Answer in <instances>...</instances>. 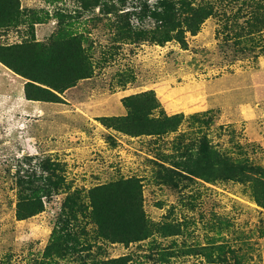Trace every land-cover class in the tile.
Masks as SVG:
<instances>
[{
	"label": "rangeland",
	"instance_id": "374dc122",
	"mask_svg": "<svg viewBox=\"0 0 264 264\" xmlns=\"http://www.w3.org/2000/svg\"><path fill=\"white\" fill-rule=\"evenodd\" d=\"M20 10L17 25L0 28V44L47 46L72 31L93 72L58 93L60 102L36 101L24 96L27 79L0 62V264L121 255L127 264H264V207L235 178L242 167L264 170V55L224 51L215 17L185 33L187 48L121 36L125 13L153 34L159 0H20ZM147 91L157 102L151 117L182 114L175 130L132 137L99 121L125 114L123 97ZM83 120H94L92 140L71 139ZM133 177L146 216L171 233L108 242L96 233L88 190ZM38 197L43 210L18 219V202ZM54 231L62 245L49 260Z\"/></svg>",
	"mask_w": 264,
	"mask_h": 264
},
{
	"label": "trees",
	"instance_id": "16d2710c",
	"mask_svg": "<svg viewBox=\"0 0 264 264\" xmlns=\"http://www.w3.org/2000/svg\"><path fill=\"white\" fill-rule=\"evenodd\" d=\"M160 24L150 34L148 30L130 26L128 13L121 15L119 27L122 37L131 42L151 40L163 45L176 40L187 48L186 32L195 35L208 17L217 18V37L224 51L230 49L234 57L264 55V0H159ZM21 18L20 0H0V28L15 26ZM222 35L221 37L219 35ZM83 36L72 31L59 32L47 46L24 41L0 44V62L27 79L24 96L28 100L60 102L58 93L73 86L78 80L90 77L92 62L82 47ZM125 114L99 117V121L122 134L132 137L158 135L175 130L182 122V114L162 118L150 116L157 106L151 91L123 97ZM113 143L115 137L111 134ZM240 168L235 178L248 183L253 200L264 207V170ZM225 178H229L226 176ZM140 179L126 178L88 190L92 207L91 217L97 235L111 243L128 246L131 242L150 237L154 232L170 234V226L151 221L142 203ZM43 210L41 199L17 204L16 216L22 219ZM61 235L54 231L51 242L43 252L51 260L61 250ZM129 255L101 261V264H127ZM49 263V262H48Z\"/></svg>",
	"mask_w": 264,
	"mask_h": 264
},
{
	"label": "crops",
	"instance_id": "0c3cea01",
	"mask_svg": "<svg viewBox=\"0 0 264 264\" xmlns=\"http://www.w3.org/2000/svg\"><path fill=\"white\" fill-rule=\"evenodd\" d=\"M84 121V123H85V125L83 124H81L82 126L81 127H75V129L74 130H72V131H69L70 133H69V137L71 138V139H78L77 137H81V138H85L87 141H89V140H92V133H91V130H92V128L95 126L92 122L94 121H92L91 123L90 122H86V120H83ZM91 124V125H90ZM93 124V125H92ZM90 125V126H89ZM75 126V125H74ZM81 128H83V129H81ZM114 136V135H113Z\"/></svg>",
	"mask_w": 264,
	"mask_h": 264
}]
</instances>
